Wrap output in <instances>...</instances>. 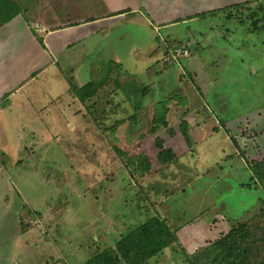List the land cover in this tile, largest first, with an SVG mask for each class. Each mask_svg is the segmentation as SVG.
Returning a JSON list of instances; mask_svg holds the SVG:
<instances>
[{"label":"rangeland","instance_id":"rangeland-1","mask_svg":"<svg viewBox=\"0 0 264 264\" xmlns=\"http://www.w3.org/2000/svg\"><path fill=\"white\" fill-rule=\"evenodd\" d=\"M8 1L25 9L32 21L37 15L60 24L99 17L80 32L61 33L71 45L58 72L64 84L74 81L77 88L104 81L109 68L110 74L90 100L83 102L71 91V100L65 96L60 106L40 107L42 115L33 116L31 106L18 103L0 107V264H83L116 242V221L119 228L122 222L137 227L155 215L178 217L181 224L202 217L214 234L249 220L262 242L254 256L264 261V185L251 179V162L264 160V13L257 4L227 11L228 16L200 17L177 32L156 30L148 52L145 25L133 15L114 16L107 0ZM251 21H257L258 32ZM31 29L38 36L35 25ZM77 36L84 37L81 44L72 43ZM183 46L188 58L170 59L173 48ZM83 52L92 55L80 60ZM192 56L205 66L208 83L195 81L188 71ZM98 62L101 69L92 65ZM57 79L52 73L39 78L40 91L32 90L30 99L43 97L47 83ZM165 99L171 101V128L154 133L155 104ZM191 101L194 106L188 108ZM183 121L190 145L181 131ZM160 143L175 152L172 164L159 162ZM187 149L191 153L183 155ZM142 154L151 163L145 176L129 162ZM218 214L229 224H213ZM207 242L198 252L211 249ZM182 250L168 252L165 263L187 264ZM209 258L208 253L203 264Z\"/></svg>","mask_w":264,"mask_h":264},{"label":"crops","instance_id":"crops-1","mask_svg":"<svg viewBox=\"0 0 264 264\" xmlns=\"http://www.w3.org/2000/svg\"><path fill=\"white\" fill-rule=\"evenodd\" d=\"M246 1L249 0H107V4L110 9H112L111 11L113 13L123 12L117 15H133L138 18L136 22L145 25V29L150 32L147 47L148 50H150L148 52H151L154 48L152 47L153 41H155V39L157 40L156 30L166 31L172 29L173 32H177L176 28H178L180 25H189L190 23L194 24V22L200 21V17H207V15L215 17L216 14L228 16V14L219 11L229 8L230 12L231 10H233L231 7L244 4ZM149 2L153 3V5ZM30 7L31 12H34V7ZM24 11L14 17L10 22L0 27V107H4L5 110V107H14V105H16L17 103L22 107L31 106L34 110L32 115L35 116L42 115V113H40V107L50 108L53 106H60L61 102L64 101L65 96L70 100L72 98L70 86L63 83V81L61 80L62 76L60 75L61 72H58V69L61 65L60 61L66 55L71 45V42H68V38L62 36L61 33L70 34L80 32V30L84 28L85 25L90 24L91 21V23L97 24L99 17L97 19H87L82 23L79 22L69 24L61 22L60 24V21L55 19L54 17L48 18L44 15H37L35 16L37 19L35 21H32L31 17H26V15H24ZM32 25H35V28L37 29L36 33L38 36H35V33H33L31 29ZM210 25L208 24L209 27L207 28L209 30H213ZM89 27H91V25H89ZM99 31H101V29ZM221 34L222 33H219V35ZM38 37H41L43 39V44H39ZM83 38H79V36H77V38L73 40L72 43L77 42L81 44V39ZM150 46L151 48L149 49ZM94 49L95 48H93L92 50L93 52ZM130 51L135 52V50L132 48L130 49ZM23 55H25L26 57H23ZM91 55V52H83V57H79V59L84 60ZM196 55L201 59L205 58L202 56V54H200V52H197ZM152 58L153 56H151L150 60H152ZM189 61V65H191L193 69H188V71L194 74L195 81L197 79L199 82L200 79L203 80L202 82L208 83V81L210 80L206 76L205 66L199 64L197 62V59H195L193 56ZM19 63H21V65H27L28 69H22ZM108 63L110 64L111 62ZM82 64H84V62ZM115 64L116 63L112 62V66H114ZM92 65L98 66L97 68L101 69L100 62L92 63ZM97 68H95L96 70H92V72L97 73ZM23 71L24 73L22 74ZM48 73H50V75L51 73L55 76L57 75V77H59V80L57 79V83H53V85L47 83L49 89L47 90L45 95L43 97L41 96V98L39 97V95H35V98H37L38 100H31L28 94L32 90L40 91V83L38 82V86H35V83L39 78ZM197 86L201 90V87L198 83ZM43 102H45V106L41 105ZM6 103H8L9 105H5ZM192 105L193 102L191 101L187 107L189 108ZM152 118L153 117H151V120ZM194 142L196 144V141ZM231 142L233 149L235 150V156L239 157L241 154L240 148H236L233 141ZM195 144L194 146L196 147ZM26 146L27 145L25 144L24 149H26ZM187 150L188 151L183 152V155H186L188 152L191 153L190 149ZM200 152L201 151H199V153ZM225 154L226 152L223 153V155ZM240 159L242 160L243 164L246 163L243 157H241ZM184 167H187L186 163ZM191 167L193 169V163L191 164ZM187 169L190 168L187 167ZM155 177H157V175ZM144 181L145 180H143V182ZM34 212L35 211H33V213ZM155 216H159L162 219L167 220L168 224L172 228V231L176 234L178 242L174 243L173 248L169 247L164 249L161 255L150 260L148 264H166L165 261L167 259V253L173 251L174 247L176 249H184L189 255H191L195 252H198L201 248H203V246H207V241L212 244L215 240L228 233L230 230L228 226V230L226 232H218L217 234H214L213 230L215 229H206L207 221L203 220L202 217H196L189 223L181 224L178 217L173 218L172 216V219H170L169 217H165L163 215ZM33 217L31 220H33ZM42 218L46 223L47 218ZM173 221L178 223L176 227L173 225ZM116 222L113 224V230L118 233L116 237L117 239L115 240L117 242L130 228L133 227V225L130 226L128 224V226H126L127 224L122 222L120 224L121 228H119V223L115 225ZM214 222L215 225H218V227L220 228L223 227L224 223H226L227 225L229 224L228 222H226V218H224L220 214L213 217L212 223L214 224ZM124 224L126 225L123 226ZM196 224H203L204 229H197L195 227ZM207 236H211L213 239L206 240ZM116 242H114L113 245H111L109 248H114Z\"/></svg>","mask_w":264,"mask_h":264},{"label":"trees","instance_id":"trees-1","mask_svg":"<svg viewBox=\"0 0 264 264\" xmlns=\"http://www.w3.org/2000/svg\"><path fill=\"white\" fill-rule=\"evenodd\" d=\"M4 1L5 2L2 3V6L0 4V27L10 22L14 17L22 13L19 9L18 4L8 0ZM262 1L263 0H249L244 4L231 7L233 9L231 11H235L241 6L245 7V5L255 3L257 4L256 10L264 13V4ZM229 10L230 9L227 8L219 12L225 13ZM119 13H115L114 15H117ZM229 13L230 12H228V14ZM251 23L253 24L254 28L253 31L259 29L257 21H251ZM38 39L43 44V39L41 37H38ZM115 65L119 66V64ZM110 66H112V62L109 64V67ZM109 74L110 68L108 70V73L106 74L104 81L96 82L92 80L85 84V86H83L82 88H77V86L74 85V81H70V92L74 91L76 97L83 102L90 100L92 96H94L96 90L99 91L104 86V83L108 79ZM196 88L199 89L198 86ZM168 101L169 100L165 99L155 104V112L152 120L153 132L156 130L159 131L162 128L168 130L171 128L167 119V115L169 113V103L171 102ZM179 105L183 108L187 104L181 102L179 103ZM181 126L183 136L185 137L187 143H189L190 145L192 141L190 142L191 138L189 136V131L187 128L188 124L183 121ZM224 129L227 128L224 127ZM226 131L227 133L229 132L228 129ZM157 158L161 164L166 165L172 164L176 159V155L173 149L166 148L162 143H160ZM129 162L132 163L131 166L133 165V171L136 174L145 176L151 171L150 160L143 154L141 155V157L129 158ZM137 167H139L138 170L140 171L136 170ZM251 167L252 170H250L252 172V181L256 183V186H260V184L264 185V160L259 163H255V165H253V163L251 162ZM257 179H259L260 182H257ZM246 187L251 188L249 185H246ZM261 212L262 216L264 217L263 208L261 209ZM250 222L251 221L249 220L235 222L232 227L230 226L231 228L228 233L215 240L210 245L211 249H207V252L210 255L208 264H264L263 260L258 261L256 256H254L255 252L258 251L256 250L258 243H260L261 241L259 242L256 239L255 229L252 228ZM177 242L178 238L172 231V228L168 224L167 220L162 219L159 216H152L141 225L130 228L121 237V239L116 242L114 248L103 250L83 264H148L150 260L161 255L164 249L169 247L173 248L174 243ZM180 250L182 249L180 248ZM182 251L185 255L187 264H203L204 257L208 255L206 250H203V252L206 253L204 257H201L203 252L200 251L201 253L197 252L194 255L195 258H192V256H189V254L184 249Z\"/></svg>","mask_w":264,"mask_h":264},{"label":"built area","instance_id":"built-area-1","mask_svg":"<svg viewBox=\"0 0 264 264\" xmlns=\"http://www.w3.org/2000/svg\"><path fill=\"white\" fill-rule=\"evenodd\" d=\"M189 53L190 51L187 48V46H183L181 49L173 48V50L170 53V59L178 61L179 59L182 58H188Z\"/></svg>","mask_w":264,"mask_h":264}]
</instances>
